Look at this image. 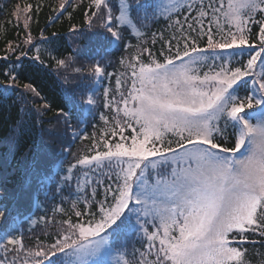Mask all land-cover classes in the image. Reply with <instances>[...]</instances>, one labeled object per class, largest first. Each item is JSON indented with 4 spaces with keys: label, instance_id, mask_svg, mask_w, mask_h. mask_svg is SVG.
Returning <instances> with one entry per match:
<instances>
[{
    "label": "snow or ice",
    "instance_id": "snow-or-ice-1",
    "mask_svg": "<svg viewBox=\"0 0 264 264\" xmlns=\"http://www.w3.org/2000/svg\"><path fill=\"white\" fill-rule=\"evenodd\" d=\"M91 3L98 10L92 16L106 13L103 27L116 41L121 38L117 30L121 25L140 34L125 0H118L119 15L115 17L108 0ZM183 7L181 0H159L151 15L177 13ZM204 7L201 0L194 22L209 15ZM207 7L221 39H214L211 27L204 33L201 24V35L207 36L206 48L198 47L195 40L189 44L186 39L183 51L179 43L174 52L169 45L172 54L162 63L151 53L147 63H128L131 82L126 95L121 90V79H116L123 105L116 111L126 119L123 126L116 121L118 128H113L111 135H119L120 140L104 143L105 151L77 159L66 169L69 175L60 177L65 182L72 179L70 174L78 165L108 167L116 178L115 189H106L111 193V202L107 195L99 202L98 219L89 212L87 221L65 220L66 228L57 232L58 238L47 247L39 245L37 250H28L23 264H100L95 258L110 255L126 234L120 227L126 216L135 217L149 252L155 255V260L145 259L141 264H243L244 252L233 243L243 244L249 232L264 236V20L259 22L258 48L249 43L248 28L255 14L264 12V0H226V4L220 0L219 7L212 3ZM144 13L147 19V6ZM175 23L179 24V20ZM31 40L28 36L25 42ZM229 49L233 53L221 55ZM245 52L249 58L243 63L239 56ZM132 59L138 61L139 57ZM233 61L243 66L228 67ZM258 61L262 65L259 72L255 71ZM56 64L63 66L65 60L59 59ZM204 65L209 72L201 76L199 71ZM81 71L75 69L76 73ZM88 71L97 79L105 74L99 61ZM245 77L250 78V83ZM241 84L251 89L246 96L237 94ZM24 89L40 96L31 84H25ZM104 96H108V89ZM113 101L104 106L109 107ZM84 103H96L91 91ZM42 107L47 109L49 105ZM57 115H64V109H57ZM101 119L107 122V117ZM65 125L71 127L67 120ZM125 127L132 129L130 137L124 135ZM72 135L75 138L76 133ZM169 135L175 139H167ZM63 170L61 163L55 176L59 177ZM44 180L52 181L53 174L42 173L38 182ZM7 215V209L0 207V221ZM83 215L75 212L76 217ZM12 220L14 224L15 218ZM149 226L155 230L149 232ZM3 238L6 244H0V248L5 257L24 248L22 240L10 233ZM115 251L119 253L118 246ZM0 264H6V258L0 259ZM115 264L130 261L120 254Z\"/></svg>",
    "mask_w": 264,
    "mask_h": 264
},
{
    "label": "trees",
    "instance_id": "trees-1",
    "mask_svg": "<svg viewBox=\"0 0 264 264\" xmlns=\"http://www.w3.org/2000/svg\"><path fill=\"white\" fill-rule=\"evenodd\" d=\"M108 2L113 7V16L119 15L118 0ZM125 2L140 34L121 25L117 29L121 38L112 48V36L103 27L106 13L92 16V12L98 10L91 0H0V207L9 213L0 221V233H10L21 239L24 245L18 253L9 252L6 257L0 248V259L6 258V264H11L13 259L16 264L20 263L27 258L28 250H37L39 245L49 246L58 238L57 232L66 228L63 222L69 218L73 223L84 222L90 219L88 213L91 212L98 219L99 202L105 200L106 195L111 202V193H106V189L109 186L115 189L116 178L108 167L78 165L70 174L72 179L65 182L60 177L69 175L66 169L77 159L105 151L104 143L120 140L119 135H111V130L118 128L117 120L123 126L126 119L122 112L116 111V108L123 107L116 90V79H121V90L125 95L130 87L131 69L126 65L149 62V53L162 63L176 50L178 43L183 51L186 39L189 44L195 40L198 47L206 48L207 36L201 35V24L204 33L211 27L214 39H221L210 20L212 11L207 7L209 3L219 7L220 0H203V10L209 15L199 18L198 22H194V18L201 10V0L184 3L177 13L155 17L151 10L157 4L156 0H139V5L137 0ZM61 3L65 4L64 8L60 7ZM144 6L149 13L147 19ZM177 20L179 24L175 23ZM262 20L264 12L258 11L248 25L249 43L257 48L260 43L259 22ZM227 30L225 24V32ZM28 36L32 38L31 43L25 42ZM169 45L172 52L168 50ZM223 53L230 54L233 50H224L221 55ZM37 55L39 59H36ZM134 56L139 60L133 61ZM248 57L245 52L239 60L246 63ZM59 59L65 60V65L57 66ZM97 61L105 69L104 86L94 94L96 103L86 114L83 99L91 91L93 80L88 69ZM242 66L236 61L228 65L230 68ZM261 67L258 61L255 71L259 72ZM76 68L82 71L76 73ZM205 72H209L207 65L201 66L199 75L203 76ZM126 79L127 84L124 83ZM25 84H31L40 96L25 90ZM248 88L241 84L237 94L246 96ZM105 89H108L107 97L104 96ZM109 101L113 103L105 107ZM44 104L49 107L44 109ZM59 108L64 109V115H57ZM101 116L107 117V122ZM66 120L70 128H66ZM124 135L130 137L132 129L125 127ZM167 139L174 140L175 137L169 135ZM61 163L64 170L57 177L55 173ZM50 172L52 181L38 182L42 173ZM34 199L36 205L32 208ZM77 211L84 215L76 217ZM26 212L30 216L22 219ZM133 217L126 216L120 224L126 234L121 236L118 245H114V252L124 254L130 264H141L145 259L151 262L155 255L149 252L148 241L138 231ZM12 218H15L14 224ZM154 230L149 226V232ZM156 243L158 246V241ZM234 243L244 252L243 264H264V236L259 232H249L243 244ZM1 244H6V240ZM117 246L119 253L115 251Z\"/></svg>",
    "mask_w": 264,
    "mask_h": 264
},
{
    "label": "rangeland",
    "instance_id": "rangeland-1",
    "mask_svg": "<svg viewBox=\"0 0 264 264\" xmlns=\"http://www.w3.org/2000/svg\"><path fill=\"white\" fill-rule=\"evenodd\" d=\"M191 0H181V2L184 4V3H186V2H190ZM158 2H159V0H158ZM165 2H166V0H165ZM126 3V2H125ZM170 14H173V13H169L168 15H170ZM223 56H228L229 54L228 53H223L222 54ZM217 64H219V63H217ZM216 70H218V68L216 69ZM202 76V75H201ZM175 234V233H174ZM232 246H236V244L235 243H233V245ZM119 254H116L115 252H112L110 255H108V256H101V257H97V258H95L97 261H99L100 262V264H115V260H116V258H117V256H118ZM23 262H24V260H22L20 263H17V264H23ZM30 262V261H29Z\"/></svg>",
    "mask_w": 264,
    "mask_h": 264
}]
</instances>
